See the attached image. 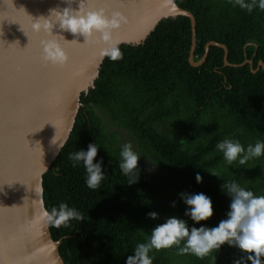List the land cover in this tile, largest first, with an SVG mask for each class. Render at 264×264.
I'll return each instance as SVG.
<instances>
[{
	"label": "trees",
	"instance_id": "16d2710c",
	"mask_svg": "<svg viewBox=\"0 0 264 264\" xmlns=\"http://www.w3.org/2000/svg\"><path fill=\"white\" fill-rule=\"evenodd\" d=\"M175 2L197 20L194 60L204 56L206 44L213 40L228 47V61L238 66L226 65L224 48L215 45L202 65L193 66L192 23L183 15L162 19L140 45H121L123 59L106 57L95 87L81 96L83 105L69 141L43 178L49 213L66 203L84 218L59 228L49 222L65 264H126L134 247L146 243L152 229L162 224V215L209 227L185 215L189 208L179 206L181 193H204L223 219L228 218L232 199L223 183L234 181L255 196H264V177L259 174L264 154L246 165L238 161L229 165L216 147L225 139L238 141L245 149L264 142V69L254 72L259 61L264 62V10L257 6L249 13L234 6L235 0ZM246 59L253 63L241 65ZM94 107L107 110L116 125L131 131L143 152L167 171L174 188L168 205L156 204V190L140 169L139 180L127 184L129 176L119 167L121 155L112 149L114 142ZM162 124L169 131H160ZM89 144L98 148L94 163L103 161L104 179L95 190L86 184L83 162L73 167L69 159L71 153L87 151ZM197 173L202 183L196 181ZM150 212L158 213V219L149 218ZM215 250L199 258L179 255L173 246L153 249L149 255L152 264H213ZM238 261L251 264L246 258Z\"/></svg>",
	"mask_w": 264,
	"mask_h": 264
},
{
	"label": "water",
	"instance_id": "95a60500",
	"mask_svg": "<svg viewBox=\"0 0 264 264\" xmlns=\"http://www.w3.org/2000/svg\"><path fill=\"white\" fill-rule=\"evenodd\" d=\"M104 10L124 17L108 42L94 33L88 39L62 29L52 9ZM187 16L192 23L190 63L197 47L195 15L175 0H0V264H65L60 240L43 218L44 175L50 170L74 130L83 103L100 76L105 50L123 44L140 45L164 18ZM54 25L47 31L44 24ZM39 24L41 27L36 28ZM56 41L68 54L67 63L44 59L43 42ZM252 64L246 59L241 65ZM264 69V62L254 72Z\"/></svg>",
	"mask_w": 264,
	"mask_h": 264
},
{
	"label": "clouds",
	"instance_id": "9594fccd",
	"mask_svg": "<svg viewBox=\"0 0 264 264\" xmlns=\"http://www.w3.org/2000/svg\"><path fill=\"white\" fill-rule=\"evenodd\" d=\"M237 5L249 13L257 6L264 10V0H258V3L257 0H250V2L235 0L234 6ZM53 12L57 14V21L60 22L62 29L73 34H83L87 39L94 33H99L100 39L104 42H108L112 30L119 28L124 22V17L119 12L108 17L104 10L85 11L83 2H81L78 11L67 7L63 10L52 9L51 15ZM53 26L46 23L43 28L47 31ZM40 27L41 25H36L37 29ZM43 54L44 59L53 64L63 65L69 60L66 51L56 41L43 42ZM103 54L113 61L123 59V54L118 47L105 50ZM216 147L223 152L229 165L236 161L239 165H246L249 160L264 154V142L259 141L255 145L249 144L245 149L238 141L225 139L218 142ZM97 154L96 144H89L87 151L80 150L69 155V159L73 161V167L83 162L87 173L86 184L94 190L100 187L101 181L104 179L103 161L94 163ZM120 155L119 167L125 175L129 176L127 184L136 183L140 174L138 165L140 155L133 151L130 143L124 145ZM196 181L198 183L203 181L199 173L196 174ZM222 188L232 199L230 211L227 213L228 218L222 220L217 227L189 228L183 219L170 217L165 223L158 224L152 229L150 239L146 243H139L134 247V255L127 257L126 264H152L150 251L172 248L173 246L178 248L179 255L191 253L203 258L213 249H219L225 243L230 246H237L247 253L246 260H250L251 264H261V257H264V196H255L251 191L245 190L234 181L223 183ZM180 196L189 206L185 215L190 216L193 221L199 223L214 215L213 202L204 193H181ZM172 206L175 207V202ZM148 216L151 219H158L156 212H150ZM43 218L57 228L61 225L67 227L68 222L73 219L80 222L84 220L79 212L69 208L66 203H61L58 208L53 207L50 213L44 211ZM182 241L184 244L183 247H180ZM244 259L242 257V260ZM236 264H241V262L237 261Z\"/></svg>",
	"mask_w": 264,
	"mask_h": 264
},
{
	"label": "rangeland",
	"instance_id": "374dc122",
	"mask_svg": "<svg viewBox=\"0 0 264 264\" xmlns=\"http://www.w3.org/2000/svg\"><path fill=\"white\" fill-rule=\"evenodd\" d=\"M94 109L96 111V114L100 117L105 131L109 134V140L114 142L112 145V149L116 152L121 153L124 145L130 143L132 145L133 151L136 154L140 155V159L138 162L139 169L144 172L146 178L151 181L156 190V204L160 206L168 205L173 199L174 188L167 171L160 164L154 161L152 157L147 156L143 152L140 147L138 138L131 131L125 129L124 127L121 128L113 122L112 116L107 110L99 107H94ZM158 129L163 132L169 131V127L165 124L159 125ZM260 171L261 172H259V174L261 173V175L264 177L263 166L260 168ZM179 206L189 208V206L184 202V199L182 203L179 204ZM170 217L176 216L174 214L162 215V224L165 223L166 220ZM222 220L225 219H223L214 211V215L204 222L208 224V228H213L217 227ZM184 221L187 222L189 228L193 227V225L189 222L190 220L185 219ZM239 251H241V249H239L237 246H230L229 244L225 243L221 245L219 249L215 250L216 257L213 264H236L238 259H242L241 255H239L238 253ZM247 255L248 254L245 253L243 258H246ZM261 263L264 264V257H261Z\"/></svg>",
	"mask_w": 264,
	"mask_h": 264
}]
</instances>
